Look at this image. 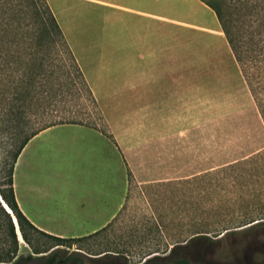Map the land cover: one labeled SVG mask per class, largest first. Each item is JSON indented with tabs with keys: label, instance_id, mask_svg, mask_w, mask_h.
<instances>
[{
	"label": "rangeland",
	"instance_id": "rangeland-1",
	"mask_svg": "<svg viewBox=\"0 0 264 264\" xmlns=\"http://www.w3.org/2000/svg\"><path fill=\"white\" fill-rule=\"evenodd\" d=\"M41 1L0 0V24L13 7L20 24L37 19L47 27ZM46 1L65 31L78 27L79 42L84 29L100 36L102 50L83 57L80 68L101 118L80 98L81 117L106 130L121 151L124 205L100 234L52 248L51 239L27 228L26 243L12 217L14 239L0 226V264L56 247L83 264H174L177 258L186 264H264V225L232 223L250 216L264 220V157L252 159L264 151V124L211 10L199 0H123L150 11L148 19L84 7L82 0ZM137 38L164 45L154 63L135 64L147 67L152 80L123 73L124 65L115 61L111 45ZM58 56L77 85L61 45ZM248 158V164L220 170ZM65 172L75 174L73 158ZM219 225L229 228L194 233Z\"/></svg>",
	"mask_w": 264,
	"mask_h": 264
},
{
	"label": "trees",
	"instance_id": "trees-1",
	"mask_svg": "<svg viewBox=\"0 0 264 264\" xmlns=\"http://www.w3.org/2000/svg\"><path fill=\"white\" fill-rule=\"evenodd\" d=\"M199 1L215 16L264 124V0ZM41 2L47 27L40 26L37 19L20 24L21 16L14 13L13 7L8 8L12 9L7 15L8 20L0 24V200L14 216L18 231L26 243L28 239L25 228L51 239L49 248H52L72 244L81 237L93 234L58 237L36 229L25 219L18 209L12 188V171L18 153L33 135L56 124L86 125L112 138L106 130L81 117L84 104L80 102V98L88 102L98 118H101V112L51 9L46 0ZM59 45L64 47L73 63L77 85L66 73V66L58 56ZM260 156L264 157V151L254 155L252 159ZM249 159L251 158L226 163L220 170L248 164L251 161ZM9 213L0 202V226L3 224L14 239L12 216ZM232 223L235 224L233 227H261L264 220L263 216H250ZM228 228L219 225L211 231L198 229L194 233L219 234ZM32 251L40 252L36 248ZM62 252L56 247L46 255H27L22 261L15 260L10 264H25L29 261H37L38 264H83L81 258ZM144 264L160 263L148 261ZM174 264H186V260L177 258Z\"/></svg>",
	"mask_w": 264,
	"mask_h": 264
},
{
	"label": "crops",
	"instance_id": "crops-1",
	"mask_svg": "<svg viewBox=\"0 0 264 264\" xmlns=\"http://www.w3.org/2000/svg\"><path fill=\"white\" fill-rule=\"evenodd\" d=\"M82 1L84 7L113 9L152 19L150 11L130 7L128 1ZM140 1L149 5L153 0ZM59 27L79 67L83 57L86 60L102 50L100 36L94 37V30L84 29L81 43L78 27L68 26L67 31ZM114 45L118 52L115 61L124 65L123 73L152 80L153 74L147 67L138 68L135 64L154 63L165 52L163 44L137 38L111 46ZM68 157L73 158V175L65 172ZM123 172L122 154L115 140L90 126L56 124L33 135L21 148L12 171L13 194L25 219L42 232L58 237L100 234L122 212L126 190Z\"/></svg>",
	"mask_w": 264,
	"mask_h": 264
},
{
	"label": "bare ground",
	"instance_id": "bare-ground-1",
	"mask_svg": "<svg viewBox=\"0 0 264 264\" xmlns=\"http://www.w3.org/2000/svg\"><path fill=\"white\" fill-rule=\"evenodd\" d=\"M2 204H4V203L2 202ZM4 207L6 208V210H7L8 212H10L9 208H8L5 204H4ZM10 215L13 217V219H15L11 212H10ZM15 221H16V220H15Z\"/></svg>",
	"mask_w": 264,
	"mask_h": 264
},
{
	"label": "water",
	"instance_id": "water-1",
	"mask_svg": "<svg viewBox=\"0 0 264 264\" xmlns=\"http://www.w3.org/2000/svg\"><path fill=\"white\" fill-rule=\"evenodd\" d=\"M0 202H1V204H2V201L0 200ZM2 206H3V208L5 209V211L6 212H8L7 210H6V208L4 207V204H2ZM9 213V212H8ZM9 215H10V213H9Z\"/></svg>",
	"mask_w": 264,
	"mask_h": 264
}]
</instances>
